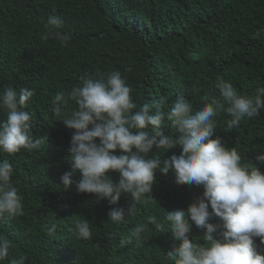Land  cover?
I'll use <instances>...</instances> for the list:
<instances>
[{
	"label": "trees",
	"instance_id": "1",
	"mask_svg": "<svg viewBox=\"0 0 264 264\" xmlns=\"http://www.w3.org/2000/svg\"><path fill=\"white\" fill-rule=\"evenodd\" d=\"M51 15L62 17L61 31L71 37L67 47L44 38ZM259 29H264V0H0V93L8 87L34 90L26 111L34 138H44L38 149L0 152V161L13 166L12 181L24 204L22 216L0 218V235L12 242L3 264L21 256L25 264H169L166 254L179 241L171 238L166 213L187 210L202 195V186L177 185L172 170L162 175L158 169L151 200L136 202V215L109 221L112 208L127 209L133 201L122 194L117 205H110L74 186L64 189L60 177L71 171L73 130L55 115L52 102L57 93L67 94L79 84L81 76L99 78L114 70L126 79L137 105L163 98L165 111L181 95L195 109L211 99L222 101L215 86L220 79L254 97L264 87V39L255 36ZM76 107L69 101L63 115ZM5 118L0 111V122ZM229 118L225 112L212 118V138L219 136L225 147L237 149L242 163L264 173V162L256 159L264 151V110L231 130ZM162 128L175 135L169 121ZM180 152L154 146L148 158L163 167ZM108 175L114 182L119 178L114 172ZM72 179L79 181L80 173ZM150 216L155 224L148 222ZM84 219L92 232L89 240L74 235L75 223ZM209 222L223 223L215 216ZM140 224L144 231L136 237ZM53 225L55 232L48 235ZM203 235L192 226L190 239L207 246ZM254 242L264 255L260 238Z\"/></svg>",
	"mask_w": 264,
	"mask_h": 264
},
{
	"label": "clouds",
	"instance_id": "2",
	"mask_svg": "<svg viewBox=\"0 0 264 264\" xmlns=\"http://www.w3.org/2000/svg\"><path fill=\"white\" fill-rule=\"evenodd\" d=\"M63 25L61 16H49L44 38L67 47L71 37L61 31ZM255 36L264 39V29L257 30ZM98 77L81 76L79 84L67 94L57 93L52 102L55 115L73 130L68 149L71 171L60 177L64 189L74 186L78 193L95 194L110 205H117L122 194L129 195L132 205L127 209L114 207L107 213L109 221L120 223L126 216L136 215V202L150 199L156 171L166 175L172 170L177 185L202 186L203 192L187 210L166 213L171 238L179 241L166 254L169 264H264V255L254 242L259 237L264 244V173L242 163L237 149L225 147L219 136L212 138L216 130L212 118L221 112L230 117L228 130L238 127L245 117L259 116L264 110V87L251 97L239 94L231 82L220 79L215 86L222 101L211 99L195 109L181 95L165 111L163 98L137 105L120 71ZM34 95V90L26 87H8L0 93V111L6 116L0 122V152L12 155L22 149H38L44 143L43 137L34 138L32 116L26 111ZM69 101L77 107L64 116ZM165 120L175 135L165 133ZM154 146L161 152L176 148L181 152L160 167L158 159L148 158ZM256 159L264 162V151ZM76 172L81 179L74 182ZM110 172L117 173L118 180L114 182ZM13 174L12 164L0 161V218L24 214L23 196L12 181ZM213 216L220 218L222 225L210 223ZM148 222L155 224V217L150 216ZM193 225L203 230L207 246L190 239ZM143 231L144 225H137L134 235L140 237ZM54 232L55 225L48 229V235ZM74 235L81 240L91 238L88 220L75 223ZM11 246L12 242L0 235V264L8 260ZM25 259L21 256L11 264H25Z\"/></svg>",
	"mask_w": 264,
	"mask_h": 264
}]
</instances>
